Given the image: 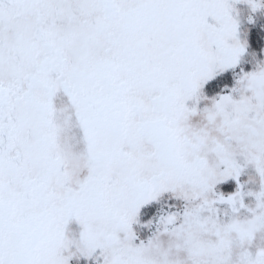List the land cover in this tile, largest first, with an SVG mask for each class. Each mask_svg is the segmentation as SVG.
I'll return each mask as SVG.
<instances>
[{"label": "snow or ice", "instance_id": "1", "mask_svg": "<svg viewBox=\"0 0 264 264\" xmlns=\"http://www.w3.org/2000/svg\"><path fill=\"white\" fill-rule=\"evenodd\" d=\"M0 264H264V0H0Z\"/></svg>", "mask_w": 264, "mask_h": 264}]
</instances>
